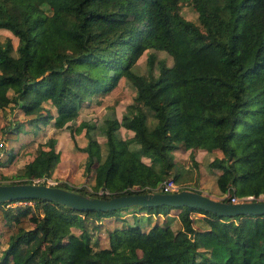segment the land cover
<instances>
[{"label":"trees","instance_id":"1","mask_svg":"<svg viewBox=\"0 0 264 264\" xmlns=\"http://www.w3.org/2000/svg\"><path fill=\"white\" fill-rule=\"evenodd\" d=\"M184 2L197 21L181 15ZM138 6L136 48L146 51V68L140 71L115 52L120 71L101 84L93 71L92 34L102 21L125 22L127 12L98 0H0V29L17 38L16 46L9 36L0 39V178L6 175L2 166L14 169L21 147L33 149L20 165L26 179L0 184L50 177L59 161L55 133L65 127L74 144L84 130V170L95 190L109 191L95 196L159 191L153 188L170 173L172 152L180 148L220 152L210 162L219 171L220 192L231 186L238 197L264 193V0H139ZM120 77L134 89L120 118L109 106L99 122L76 123L81 109ZM5 108L14 110L9 119ZM24 200L32 202L33 224L26 207L6 206ZM194 213L201 215L200 228L193 225ZM112 216L107 244L98 246L93 232ZM0 264H264V214L230 216L164 204L76 210L45 199L4 201Z\"/></svg>","mask_w":264,"mask_h":264},{"label":"rangeland","instance_id":"2","mask_svg":"<svg viewBox=\"0 0 264 264\" xmlns=\"http://www.w3.org/2000/svg\"><path fill=\"white\" fill-rule=\"evenodd\" d=\"M102 4H105L110 9L116 12H127L126 20L123 23L116 24L114 22L102 21L98 24L94 30L91 40L95 45V61L96 65L93 69L94 75L98 82L101 84L106 83V78L109 75L115 74L120 71L121 64L118 62H113L115 52L119 54L121 59H127L130 57L137 66L139 70L142 71L145 67V57L146 51L139 53L136 48V30L139 26V0H98ZM122 7V8H120ZM180 13L183 17L189 20L197 21V13L192 8L191 4L184 2L181 4ZM118 35V36H117ZM6 36L11 38L14 46L17 44V38L13 36L9 31L5 29H0V39L3 40ZM116 36L118 38H116ZM109 44L108 46H106ZM120 47L119 49H116ZM117 50V51H116ZM158 58H164L166 63H171V58L165 55L164 52L158 53ZM113 62V63H112ZM113 64V66H111ZM134 95L133 87L124 79L120 77L117 81L116 86L109 91L107 94L97 97L93 100L92 104H88L81 109L76 123L81 120H86L90 122H99L109 106H114L115 113L118 118H120L121 113L124 111V107L129 103ZM4 117L9 119L10 116L14 114V110L10 108H5L1 110ZM22 119V118H21ZM53 130V129H52ZM51 131V129L46 130ZM126 130L120 128V133L122 136H126ZM56 149L59 152V161L56 164L54 171L50 177L38 176L33 178L34 182L47 181L48 184H65L68 187L74 189H83L87 195H102L108 194L109 191L99 192L100 188L95 190L92 187L93 181L90 182V177L88 178L87 173L84 168V156L85 153L80 149L86 143L84 137V130L75 135L76 145L70 139V133L67 128H61L56 130ZM98 135V134H97ZM4 135L0 134V153L2 152L1 145L4 140ZM97 139L102 143V151H105L104 138L102 136H97ZM25 150V153H24ZM33 149H29V146H23L17 153V158L14 162V169L8 170L6 166L1 167V171L6 175L0 178V181H19L24 180L25 175L22 173L20 165L26 160L30 159L33 155ZM27 151V152H26ZM174 165L171 168L170 173L165 177L173 179L175 174L179 177L174 180L179 184V188L193 189L200 191L208 196L215 199H223L229 196L231 191V186L226 192H220L216 184V176L219 171L215 172L210 167V162L218 160L221 155L219 151H205L196 148H188L186 150L177 149L173 152ZM144 160L148 161L147 158L143 157ZM164 179V180H165ZM161 184V183H160ZM154 187V190H159V185ZM261 199H264V193H260ZM242 197V196H240ZM257 197V196H255ZM6 206L9 207H26V213L30 222L34 223V210L33 205L30 200L15 201L7 203ZM177 210L170 211L171 216H176ZM195 227H202L203 222L200 219V214L194 213L193 215ZM153 220V216L151 217ZM151 221V220H150ZM116 218L114 216L105 219L102 225L99 227L98 233H94V238L97 236L98 246H104L107 244L106 240V230L105 227L112 228L115 226ZM171 225L176 228L179 225L175 219L171 220ZM75 232V229H72ZM99 234V235H98Z\"/></svg>","mask_w":264,"mask_h":264},{"label":"water","instance_id":"3","mask_svg":"<svg viewBox=\"0 0 264 264\" xmlns=\"http://www.w3.org/2000/svg\"><path fill=\"white\" fill-rule=\"evenodd\" d=\"M19 199H45L76 210H114L125 206H189L220 215L264 214V200L237 202L215 199L193 189L175 192L151 191L102 198L52 184L14 182L0 184V202Z\"/></svg>","mask_w":264,"mask_h":264},{"label":"built area","instance_id":"4","mask_svg":"<svg viewBox=\"0 0 264 264\" xmlns=\"http://www.w3.org/2000/svg\"><path fill=\"white\" fill-rule=\"evenodd\" d=\"M178 190H180L179 184H177L171 178H167V179L163 180L161 182V184L159 185V191H161V192L169 193V192H175ZM103 191H106V190L100 189L99 192L101 193ZM228 198H229L228 199L229 202H237V201H245V200L246 201L247 200H264V199H261V195H258L257 197H255L254 195H245L242 197H238L236 195H231L230 193H229Z\"/></svg>","mask_w":264,"mask_h":264}]
</instances>
